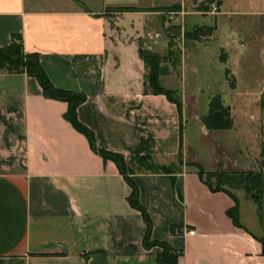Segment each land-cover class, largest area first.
<instances>
[{
	"label": "crops",
	"instance_id": "obj_1",
	"mask_svg": "<svg viewBox=\"0 0 264 264\" xmlns=\"http://www.w3.org/2000/svg\"><path fill=\"white\" fill-rule=\"evenodd\" d=\"M195 1L0 0V48L19 34L55 88L85 95L77 119L97 148L126 160H174L178 110L165 96L143 92L136 40L158 15L146 9ZM117 7L145 11L111 18L106 10ZM66 111L65 102L43 96L35 78L0 72V264H158L161 248L143 247L146 226L128 202L125 178L91 150ZM199 119L203 135L215 132ZM180 153L190 163L174 172L129 174L151 221L150 240L182 251L178 264H264L261 234L242 220L241 203L238 227L226 214L233 200L211 192L183 147ZM244 202L261 231L255 205Z\"/></svg>",
	"mask_w": 264,
	"mask_h": 264
},
{
	"label": "rangeland",
	"instance_id": "obj_2",
	"mask_svg": "<svg viewBox=\"0 0 264 264\" xmlns=\"http://www.w3.org/2000/svg\"><path fill=\"white\" fill-rule=\"evenodd\" d=\"M149 12L158 15L153 22H145L136 44L140 51L159 56L157 61H148L149 71L164 70L166 74L158 79L160 86L182 98V154L206 171L219 168L225 173L253 172L264 179V0H200ZM106 13L111 18L123 14L112 9ZM167 15L172 19H167ZM111 25L116 31V26ZM212 97H219L228 109L232 132L203 135L199 131L194 119L207 113ZM183 163L190 162L152 159L144 165L177 169ZM125 165L131 169L139 167L128 160ZM210 183L216 184L215 180ZM234 193L242 205V220H251L247 222L252 231L264 238V219L262 223L258 219L261 231L256 230V217L244 202L245 193ZM252 195L251 198H259ZM259 199L264 202V189Z\"/></svg>",
	"mask_w": 264,
	"mask_h": 264
},
{
	"label": "trees",
	"instance_id": "obj_3",
	"mask_svg": "<svg viewBox=\"0 0 264 264\" xmlns=\"http://www.w3.org/2000/svg\"><path fill=\"white\" fill-rule=\"evenodd\" d=\"M212 1L213 0H206V2L209 3ZM166 8L172 9L176 8V6ZM112 10H117L122 13L145 11L135 7H117L112 8ZM146 11L151 10L146 9ZM139 56L145 67L143 92L145 94L163 95L169 102L177 107L179 115V154L177 158L179 162H181L180 151L182 147L183 134L181 96L177 93L173 95L174 91L160 86L158 79L160 76H164L166 74L164 70L161 73H156L155 69H150L151 71H149L148 61H157L159 59L158 55L149 54L139 50ZM0 72H6L9 74H25L29 77H33L39 84L43 96L65 102L67 104V111L64 115L65 120H67L76 131L80 132L86 137L93 152L99 154L102 158L112 160L115 163L119 173L123 175L125 181L130 187L131 193L128 197V202L132 208L140 212L146 226V232L142 242L143 247L145 249H150L155 246L161 248V253L157 255L156 259L158 264H178V259L182 255V251H175L165 243L150 240L151 221L146 210L139 202L137 187L129 177V174H132L135 170L157 173H171L175 170L157 168L153 165H144L146 162H150L152 160L150 156H137L128 159V161L137 163L139 167L136 169L127 168L125 165L127 160L122 155L97 148L93 133L84 125H82L77 119V108L84 103L86 99L85 95L55 88L42 69L39 63L38 55L27 54L23 51L22 38L19 34L11 35L9 46L0 48ZM261 103H264V93L262 94ZM199 121L203 128L207 131L233 129V122L229 111L226 107H224L219 97H212L209 100L207 114L200 117ZM189 165L196 168L200 180L209 188L211 192H224L233 200L234 205L226 211V214L236 226L241 227L239 224L240 201L234 193L236 190H242L245 193L247 200L255 205L260 223L263 222L264 202L260 201L259 199L261 196H263L264 189V179L261 174H255L253 172L225 173L222 171L207 173L200 165L196 163H191ZM210 180H215V186H212ZM253 193H255L259 198H251L250 196H253ZM258 241L262 247V255H264V238H260Z\"/></svg>",
	"mask_w": 264,
	"mask_h": 264
},
{
	"label": "built area",
	"instance_id": "obj_4",
	"mask_svg": "<svg viewBox=\"0 0 264 264\" xmlns=\"http://www.w3.org/2000/svg\"><path fill=\"white\" fill-rule=\"evenodd\" d=\"M213 10H216V8H213ZM167 19H172V17H170L169 15L165 16ZM190 235H193L194 232L193 231H189Z\"/></svg>",
	"mask_w": 264,
	"mask_h": 264
}]
</instances>
